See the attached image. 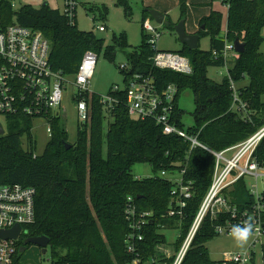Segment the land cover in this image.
Wrapping results in <instances>:
<instances>
[{"label": "trees", "instance_id": "16d2710c", "mask_svg": "<svg viewBox=\"0 0 264 264\" xmlns=\"http://www.w3.org/2000/svg\"><path fill=\"white\" fill-rule=\"evenodd\" d=\"M188 0H178L181 20ZM227 7L226 30L221 37L222 14L210 11L200 22L199 39L208 37L210 48L202 51L188 50L182 46L177 54L187 58L192 72L177 73L153 67L151 58L157 48L148 43L143 23L151 19L142 11L140 45L127 53L129 70H121L123 82L135 73L150 76L158 90L169 84L177 87L172 118L179 128L183 112L178 99L185 91L193 95L192 126L186 129L190 135L214 151H222L244 141L264 126V0H212ZM116 5L130 13L127 0H116ZM105 13V10H101ZM100 11V12H101ZM166 19V18H165ZM17 23L41 32L50 45L51 68L65 76H73L84 54H99L103 40L92 32H82L47 5L33 8L22 6L13 10L8 2L0 4V29ZM166 27L173 31V25ZM239 39L244 52L227 67L221 83L207 77L210 67L221 68L226 64L219 54L225 43ZM115 46L128 49L126 39L114 37ZM115 46L104 50V57L113 60ZM234 83L247 80L237 89L239 98L248 107V116L232 109ZM116 88V87H115ZM111 88L106 95L110 102H102L97 94H83L88 103L89 119L78 123L77 137L70 149L65 148L68 134L59 117L49 120L51 136L40 156H35V140L32 135V118L23 115L7 117V130L0 136V184H19L34 188L35 222L24 230L25 236L16 244L20 262V248L28 238L49 239L51 264H127L134 256L128 255L124 239L130 232L125 209L130 197L138 211L151 213L152 223L144 228V240L138 256L144 261L152 258L157 245L166 244L162 231H179L175 252L179 250L212 181L214 158L201 148L190 149V144L175 135H163L154 120H133L126 109V93ZM77 96L76 92L73 99ZM24 137V138H23ZM25 139L26 148H23ZM106 145V156L102 148ZM254 158L264 164V137L254 152ZM147 164L155 174L178 173L181 185L188 186L190 198L179 197V186L166 176L135 179L132 168ZM175 191V192H174ZM223 196L238 212L251 211L254 198L246 182L241 179ZM183 201L185 206L180 207ZM261 226L264 233V201L261 203ZM175 215L169 216L168 211ZM179 212V214H177ZM227 213L213 219L207 214L194 236L182 264H222L209 259L205 243L218 236L215 229L229 220ZM261 264H264V245L261 248ZM19 252V253H18ZM168 261V260H167ZM172 260L168 261L171 264Z\"/></svg>", "mask_w": 264, "mask_h": 264}, {"label": "built area", "instance_id": "2783aa9c", "mask_svg": "<svg viewBox=\"0 0 264 264\" xmlns=\"http://www.w3.org/2000/svg\"><path fill=\"white\" fill-rule=\"evenodd\" d=\"M63 1L64 10L59 13L73 24L77 0ZM2 2H8L15 11L21 7L17 6L18 0H0V4ZM96 30L102 33L104 27L98 26ZM143 30L148 36V43L156 48L159 34L156 28L150 25L149 19L144 21ZM49 54L50 45L41 32L22 27L17 23L0 29V118H2L0 125L5 133L6 118L23 115L32 118L33 122L37 119L42 120L50 138L49 120L51 117L60 118L59 110L63 92L67 86H72L76 90L77 96L73 101L76 104L78 119L81 120L80 122L89 119L88 103L83 98V94H89L88 84L97 61V54L92 51L84 54L72 80L69 76L51 68ZM213 56L222 57L227 65L236 59L238 54L233 50V43H225L223 50L219 54L213 52ZM151 63L158 69H168L182 74L192 72L189 60L177 53L157 51L152 56ZM120 69L128 71L129 67L121 65ZM234 84L230 79L232 109L248 116V107L240 100ZM125 93L126 109L131 119H152L161 128L163 135L180 137L190 144V149L201 148L214 158L209 190L176 252L175 250L168 251L164 244L156 246L157 253L149 260L144 261L138 256L139 248L144 240V228L152 223L151 213L138 211L132 204L131 198H127L125 218L130 232L124 239V248L128 255L134 256L127 264H168L169 260H172L171 264H182L207 214L213 219L222 213L229 215V220L216 227V234L251 233L258 238L263 235L260 217L263 210L261 203L264 201V188L257 190L254 186L252 194L254 205L251 211L241 212L227 203L223 191L232 188L239 180H245V178H251L256 184L261 183L264 186V164L254 158L255 149L264 137V126L244 141L217 152L201 144L196 136L188 134L185 128H179L173 120L174 99L177 94L175 85L169 84L162 90H158L150 76L135 73L127 80ZM102 102H110V98L103 97ZM159 176L164 178L166 174L161 172ZM173 181L179 186V197L190 198L188 186L181 185V178ZM35 196L34 188L19 184H0V231L20 228L16 240L0 238V264H14L17 256L16 244L27 233L24 228L35 222ZM179 205L183 208L185 203L181 200ZM175 214L174 210L168 211L169 216ZM252 255L251 246L250 250L243 254H224L220 262L222 264H248L253 261Z\"/></svg>", "mask_w": 264, "mask_h": 264}, {"label": "rangeland", "instance_id": "374dc122", "mask_svg": "<svg viewBox=\"0 0 264 264\" xmlns=\"http://www.w3.org/2000/svg\"><path fill=\"white\" fill-rule=\"evenodd\" d=\"M130 6V13L124 12L123 8L116 5V0H77L75 8V22L76 27L82 32H92L93 35L103 40V48L97 56V61L94 66L92 77L88 84V93L97 94L101 97H106L111 88H118L123 90L125 83L123 82V75L119 68L121 65L129 67L127 64L126 55L132 49L137 48L141 43L142 34V11L152 9L165 16L163 25L156 24L152 19H149L150 25L156 28L159 37L156 41V48L161 52L178 53L182 50V45L178 42L174 31L166 27L167 22L175 26L181 21V10L179 8L178 0H127ZM46 4L49 8L58 10L60 13L64 10L63 0H18V7L30 6L39 8ZM211 4V6H210ZM102 9L105 13H102ZM101 11V12H100ZM210 11L220 12L222 14L221 31L225 33L227 10L219 1L212 0H188L187 9L184 14V27L187 34H196L200 22L203 18L210 14ZM104 27V32H98V26ZM174 28V27H173ZM144 33L145 30H144ZM221 33V34H222ZM264 35V31L262 32ZM123 36L126 43L129 45L128 49H119L115 46L114 37L120 38ZM224 36L223 34L221 37ZM115 46L116 51L112 61L104 57V50L108 46ZM210 48V39L202 37L199 39V49L208 51ZM264 53V42L260 48ZM226 66L217 68L210 67L207 69V77L215 83H221L226 75ZM130 68V67H129ZM70 80L73 76L69 77ZM246 81L235 83L234 87L237 90L239 87L245 86ZM76 90L72 86H67L63 92V98L60 107V119L63 129L68 134V143H75L77 137V126L81 120L78 119L76 112V104L72 100ZM264 102V97H263ZM178 106L182 110V123L184 128L192 126V112L194 109L193 95L190 91L182 93L178 99ZM2 118H0V121ZM2 122V121H1ZM46 125L42 120H35L32 126V135L35 140V156H40L44 151L49 136L46 132ZM24 138V137H23ZM23 148H26L25 139H22ZM103 156H106V145L102 148ZM132 175L135 179L149 178L152 176H159L152 172L147 164H136L132 168ZM170 180H178V173L167 175ZM246 186L250 195L254 192V186L257 190H261L264 186L261 183H255L251 178H245ZM233 188V187H232ZM232 188L226 190L230 191ZM166 240V248L168 251L174 250L175 243L179 237V231H162ZM264 245V234L259 238L254 234H224L218 235L205 243L209 259L217 262L223 260L224 254H243L250 250L252 246L253 261L248 264H261V248ZM249 254V253H248ZM51 256L49 248L47 252L42 255L37 246L30 245L25 252L20 254L19 264H51Z\"/></svg>", "mask_w": 264, "mask_h": 264}, {"label": "water", "instance_id": "95a60500", "mask_svg": "<svg viewBox=\"0 0 264 264\" xmlns=\"http://www.w3.org/2000/svg\"><path fill=\"white\" fill-rule=\"evenodd\" d=\"M44 4L43 6H45ZM145 12L149 15V17L158 25H163L165 16L157 11L152 9H146ZM200 29H204V26H201ZM175 35L177 36L178 42L182 46H186L188 50H196L199 46V36L197 34H187L184 27V20H181L176 24L173 28ZM233 50L236 54H242L244 52V44L240 42L239 39H235L233 42ZM5 134L3 128L0 125V136ZM65 148L70 149L71 144L65 143ZM20 232L19 227H15L9 231H0L1 239H12L16 240ZM34 245L40 249L42 255H45L47 252V247L49 245V239L46 237H38V238H28L24 241L22 247L20 248V252L23 253L26 250V246Z\"/></svg>", "mask_w": 264, "mask_h": 264}, {"label": "crops", "instance_id": "0c3cea01", "mask_svg": "<svg viewBox=\"0 0 264 264\" xmlns=\"http://www.w3.org/2000/svg\"><path fill=\"white\" fill-rule=\"evenodd\" d=\"M210 6H211V4H210ZM226 10H227V8H226ZM164 21H165V19H164ZM184 23H185V19H184ZM221 33H222V32H221ZM196 34H197V33H196ZM222 34L224 35L225 33H222ZM222 34H221V35H222Z\"/></svg>", "mask_w": 264, "mask_h": 264}, {"label": "flooded vegetation", "instance_id": "af4514ba", "mask_svg": "<svg viewBox=\"0 0 264 264\" xmlns=\"http://www.w3.org/2000/svg\"><path fill=\"white\" fill-rule=\"evenodd\" d=\"M28 246H26V249H27Z\"/></svg>", "mask_w": 264, "mask_h": 264}]
</instances>
